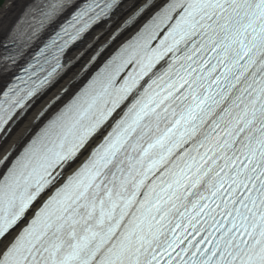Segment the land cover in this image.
<instances>
[{
	"label": "snow or ice",
	"instance_id": "6c2138e0",
	"mask_svg": "<svg viewBox=\"0 0 264 264\" xmlns=\"http://www.w3.org/2000/svg\"><path fill=\"white\" fill-rule=\"evenodd\" d=\"M20 19L8 40L43 47L0 133L93 24L147 22L0 172V264H264V0H33Z\"/></svg>",
	"mask_w": 264,
	"mask_h": 264
},
{
	"label": "bare ground",
	"instance_id": "6f19581e",
	"mask_svg": "<svg viewBox=\"0 0 264 264\" xmlns=\"http://www.w3.org/2000/svg\"><path fill=\"white\" fill-rule=\"evenodd\" d=\"M33 0H8L5 7L0 12V42L3 38H5L7 35L10 34L11 30L13 29V26L16 25V20L19 17L20 14H22L26 7L32 3ZM116 29L115 25L110 22L109 27H103L101 26L98 30H96L90 37L89 41L86 44H92L93 48L87 49L85 53H83L82 57L77 61V64L75 67L79 66V69L81 65H83V62L86 61V59L89 57V55L92 53L91 51L98 47L99 45L103 44L107 38L109 37L110 33ZM96 38V39H94ZM121 39H118L115 41L113 45H111L101 56L102 58L105 57L107 54H109L119 43ZM85 44V45H86ZM84 49V47H82ZM81 49V50H82ZM81 50L77 51L80 52ZM76 53V52H75ZM77 55V54H75ZM101 58V59H102ZM100 59V60H101ZM98 64V63H97ZM96 64V65H97ZM95 65V66H96ZM94 66V67H95ZM93 67V68H94ZM92 68V69H93ZM91 69V70H92ZM90 73V72H89ZM88 73V74H89ZM87 74V75H88ZM86 75V76H87ZM86 76L81 79L78 83L74 82L71 84L75 85V88H72V91H74L80 83L86 78ZM8 78V75L1 77L0 76V90L3 86V83L6 82V79ZM74 79V75H71L67 78H65L58 87L53 89L51 92V95L43 97L33 108L32 110L27 113V115L13 128L11 133L8 135V137L0 143V157L5 154L10 148H16L19 149L21 145L24 143V141L27 139L25 138L26 134L31 130V133L41 124V121L45 120V117H48L54 110H51L38 124L34 125V118L38 114V112L42 109V107L50 101L51 98H53L68 82H72ZM72 93L69 92L67 95L63 97V101L66 100ZM25 138V140H24Z\"/></svg>",
	"mask_w": 264,
	"mask_h": 264
},
{
	"label": "rangeland",
	"instance_id": "374dc122",
	"mask_svg": "<svg viewBox=\"0 0 264 264\" xmlns=\"http://www.w3.org/2000/svg\"><path fill=\"white\" fill-rule=\"evenodd\" d=\"M7 1H8V0H4V3L2 4V6H0V12H1V10L5 7V5L7 4Z\"/></svg>",
	"mask_w": 264,
	"mask_h": 264
},
{
	"label": "trees",
	"instance_id": "16d2710c",
	"mask_svg": "<svg viewBox=\"0 0 264 264\" xmlns=\"http://www.w3.org/2000/svg\"><path fill=\"white\" fill-rule=\"evenodd\" d=\"M2 3V0H0V4Z\"/></svg>",
	"mask_w": 264,
	"mask_h": 264
}]
</instances>
